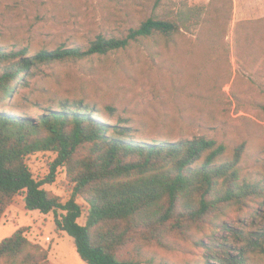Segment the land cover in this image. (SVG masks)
Masks as SVG:
<instances>
[{
    "label": "rangeland",
    "instance_id": "obj_1",
    "mask_svg": "<svg viewBox=\"0 0 264 264\" xmlns=\"http://www.w3.org/2000/svg\"><path fill=\"white\" fill-rule=\"evenodd\" d=\"M55 2L0 0V45L34 52L60 44L86 45L99 33L122 35L152 14L156 0H104V6L97 0ZM195 6H205L210 21L196 43L198 29L193 28L175 45L147 39L104 55L37 64L26 84L0 102V110L35 117L61 100L110 104L126 120L131 136L141 140L205 135L228 148L243 141L246 171L264 175V0H160L155 13L177 19L182 10ZM146 47L159 54L150 56ZM54 158V152L41 151L29 155L27 164L36 179H44ZM53 177L42 187L66 201L72 190L66 168L58 166ZM77 201L86 207L81 197ZM56 215L26 208L20 193L0 218V242L23 227L29 241L47 250L51 264H86L73 238L57 232ZM86 219L85 209L78 222L84 225ZM219 219L237 230L264 223L248 208L228 207ZM193 233L205 246L170 237L171 249L137 242L123 252L137 255L141 264H204L212 240L241 244L228 229L206 225Z\"/></svg>",
    "mask_w": 264,
    "mask_h": 264
},
{
    "label": "trees",
    "instance_id": "obj_2",
    "mask_svg": "<svg viewBox=\"0 0 264 264\" xmlns=\"http://www.w3.org/2000/svg\"><path fill=\"white\" fill-rule=\"evenodd\" d=\"M48 1L56 4V0ZM159 1L151 15L124 34L99 33L86 45L60 44L34 52L0 45V102L18 85H25L31 69L40 63L104 55L147 39L175 45L180 35L193 28L198 29L193 42L201 40L204 25L210 22L205 6L187 7L172 19L155 13ZM97 2L104 6V0ZM146 51L150 56L159 54L149 47ZM115 116L113 105L99 107L76 98L43 107L37 120L25 112L1 109L0 218L13 198L23 194L26 208L58 213L54 220L57 232L73 238L86 264H141L137 255L124 254L128 244L171 249L170 237L203 247L205 242L193 230L206 225L215 231L231 230L241 244L212 240L206 247L212 252L204 264H264V223L237 230L219 219L226 208L235 207L248 208L256 220L264 222V207L260 210L264 175L246 171L245 142L228 148L205 135L141 140L131 136L126 120L116 116L112 121ZM80 148L85 152L80 153ZM41 151H52L55 158L50 162V175L36 179L27 158ZM58 166H64L71 178L66 201L42 187L54 180ZM85 209L87 219L82 225L78 219ZM3 263L51 264L47 250L29 241L23 227L0 242Z\"/></svg>",
    "mask_w": 264,
    "mask_h": 264
}]
</instances>
